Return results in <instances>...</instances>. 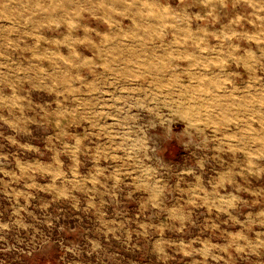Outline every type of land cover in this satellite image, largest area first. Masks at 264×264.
<instances>
[{"label":"rangeland","instance_id":"374dc122","mask_svg":"<svg viewBox=\"0 0 264 264\" xmlns=\"http://www.w3.org/2000/svg\"><path fill=\"white\" fill-rule=\"evenodd\" d=\"M0 264H264V0H0Z\"/></svg>","mask_w":264,"mask_h":264}]
</instances>
